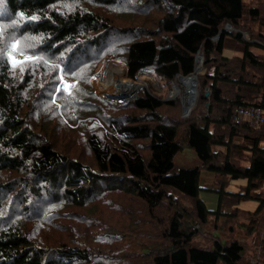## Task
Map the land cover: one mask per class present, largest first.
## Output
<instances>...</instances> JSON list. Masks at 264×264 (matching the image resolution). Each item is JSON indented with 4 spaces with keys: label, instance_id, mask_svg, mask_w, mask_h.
<instances>
[{
    "label": "trees",
    "instance_id": "obj_1",
    "mask_svg": "<svg viewBox=\"0 0 264 264\" xmlns=\"http://www.w3.org/2000/svg\"><path fill=\"white\" fill-rule=\"evenodd\" d=\"M131 1L134 0H128ZM139 1L142 7L153 10L149 14H158L155 21L158 28L155 31L137 26L130 31L142 37L135 36L124 43L127 78L136 80L141 71L149 68L162 80L187 76L194 72L196 57L202 54L201 66L205 69L197 78L203 93L196 97V106L194 103L187 120L166 123L158 109L163 105L171 107L173 102L163 103L154 95L156 91L152 94L142 88V93L131 102L106 106L108 117H104L102 105L74 101V87L62 92L61 110H80L81 119L95 126L86 139L94 159L93 166H89L56 149L55 146L63 147L43 138L29 120L35 106L46 107L45 102L49 101L48 81L43 82L33 67L44 64L46 56L66 55L63 58L66 64L60 62L69 70L82 46L91 52L83 51L79 67L100 61L106 55L105 42L113 37H129L114 34L111 21L103 16L102 10L141 15V5L136 11L121 4L122 0H0V194L2 188L10 187L21 205H27L22 189L37 194L36 183H42L47 188L61 189L54 202L64 197V204L76 209H83L95 198L107 197L102 201L114 205L118 211L126 208L132 214L147 212L161 227L159 238L162 232L166 239V248L152 243L143 252L148 255L147 264H259L260 251L256 248L262 249L264 238L257 241L248 259L244 244L235 236L225 240L215 235L212 245L206 247L193 244L192 239L203 232L201 228L210 217L215 221L241 219L245 226L239 224L240 228L251 233L264 217V124L253 127L246 118L233 120L239 108H259L264 112V56L256 51L264 52V35L258 31L243 42L240 55L224 54L225 39L230 36L224 28L227 25L238 28L245 16L258 19L260 11L254 7L247 10L246 0ZM125 20L135 24L133 17ZM13 47L30 58L15 61L10 51ZM35 82L42 102L28 95ZM204 104L205 114L201 112ZM142 110L151 117L132 115ZM57 113L52 122L64 124L59 110ZM181 122L184 145L194 150L199 165L176 166L173 162L174 154L182 149ZM57 125L59 128L49 129L59 133L69 129ZM139 146L147 152L141 153ZM243 155L247 156L245 164L239 159ZM201 169L218 178V188L213 189L217 195L215 209H208L199 196ZM105 176H113L114 180L103 181ZM8 179L18 183L2 184ZM237 179L246 180L241 185L243 189L227 190L229 183ZM174 193L190 199L192 205L181 206L173 198ZM225 200L232 202L233 212L226 207ZM245 200H255L256 208H240ZM164 204L174 211L167 214V209L157 215ZM39 210L29 211L25 221L14 217L7 220L0 213V264H144L134 254L123 256L124 244L118 242V235L110 233L99 236L104 245L110 246V252L100 248L94 251L75 240L68 243L77 246L56 247L58 239L40 236L38 229L35 232L27 226ZM130 219L135 225L139 223L138 218ZM60 226L59 218L42 228ZM234 228L231 222L228 231ZM91 255L101 259L93 257V261Z\"/></svg>",
    "mask_w": 264,
    "mask_h": 264
},
{
    "label": "rangeland",
    "instance_id": "obj_2",
    "mask_svg": "<svg viewBox=\"0 0 264 264\" xmlns=\"http://www.w3.org/2000/svg\"><path fill=\"white\" fill-rule=\"evenodd\" d=\"M245 2L247 10L251 7L259 9L260 17L258 19H250L248 16H245L238 28H232L230 25H227L224 28L230 32V36L226 37L224 43V54L227 56L240 55L243 50V42L252 39L255 36L254 34L259 33L258 31L264 35V0H246ZM141 3L142 2L139 0H134L131 2H128V0H122L121 4L134 8L137 11ZM141 9L143 11L141 15L133 13H131L132 15H119L114 10H102L104 12L103 16L107 17L111 21L110 26H113V33H120L121 36L128 35L129 37H113L105 42L103 46L106 47V55H104L100 61L88 65L85 68L79 67L78 65L80 64V60L82 57H84L83 51L91 52V49L82 46L80 50L81 52L79 51L80 53H77L75 56V62L69 65V70L62 65V62L66 64L67 60L63 59L66 55H60L59 57L51 55L55 58L46 56L45 59L47 61L44 62V64H39L37 67H33V69L36 70L37 76L41 75L43 82L46 80L48 81L49 85L47 92L49 101L48 103L45 102L46 107L35 106L32 109V115H29V120L33 126H37V133L42 134L43 138L54 141L58 146L63 147L61 148L55 146L56 149L65 155L69 154L70 156L75 157L74 159L81 161L83 164L93 166L94 163L92 152L87 147L86 139L87 136L91 134L89 131L93 130L95 126H93L89 121H83L81 119L82 114L80 110L72 111L71 109H67L66 112L61 110L62 102L59 99L60 94L62 92H68L69 90H72L73 87L75 89L73 93L74 101L81 100L91 105H102L105 110L104 117H108L110 114L106 106L123 105L126 102L129 103L131 100L135 99L137 95L142 93L143 90H147L152 94L154 91H156L154 95H157L159 98H161L165 104L173 102L171 107L163 105L158 109L159 112L157 110L159 114L161 113L160 116L165 119L166 123H170L174 119L180 121L187 120L190 117L191 113L188 115H184L183 113L182 103L184 100V90L181 89L179 92L171 95L173 85L176 84V79L178 77H175L172 80H162L154 73L152 68L141 71L140 76H138L136 80H133L135 82L143 83V86L141 87L143 90L140 89L141 91H137L136 94L131 93L130 96L134 95L135 97H122L121 95H117L112 92H105L103 90L102 85H104V82L107 83L109 73L113 71L116 73H120L121 71L123 73L122 77L128 81H131V79L127 78L126 76V68L123 62L124 43L135 36H141V34L136 33L132 35L130 31L135 30L133 28L137 26L155 31L158 28L155 26V21L158 18V14H149L152 13L153 10L147 6L144 8L141 5ZM130 17H133L135 24H129V22L125 20L126 18ZM228 26H230L231 29ZM235 34H240L239 37H241V39L237 40L234 36ZM10 51L15 61H22L24 59L30 58L28 55L18 52L15 47H13ZM256 51L261 56H264V52L259 50ZM199 55L201 57L202 63L203 55ZM203 68L204 67H202V70ZM65 71H68V73H65ZM203 72L204 70L202 73ZM197 74L195 73L197 87L196 94L198 96V94H202L203 91H200V82L197 78ZM34 81L40 82L38 79ZM31 84L29 85L30 88ZM37 86L38 84L35 82L33 85L34 89L31 88L28 95L31 99L37 102H42L40 93L35 90ZM204 90L206 91V88H204ZM205 108L206 105H202L201 112H203V114H205ZM58 110L59 114L64 118L65 125L55 120L56 123L64 128H66V126L69 127V129H65L66 131L63 133L52 132L49 129L54 126L59 128L56 123L52 122V118L56 119L58 116ZM128 113L131 114L130 108L128 109ZM132 115H136L134 117L137 118L142 116L144 118H149L150 116L145 110L135 111V113ZM246 119L249 123L252 122V126L264 124L262 121L257 122L256 120H251L248 118ZM233 120L236 122L235 117ZM183 124V122L179 124L180 143L182 149L181 151H178L174 154L173 162L177 164L176 166L199 165L200 160L198 159L194 150L189 149L184 145V140L181 135V128H183ZM138 145L143 146L142 144ZM141 146H139L141 153L147 152V149L144 147L142 148ZM239 159L242 161L241 164H245L247 156L243 155V157ZM112 180H114L113 176H105L103 179V181L107 182H111ZM8 183H18V181L14 179H8L2 184ZM245 183V179L232 180L226 189L230 191H238L239 189L242 190L243 188L241 185ZM36 184H38L37 194L30 192L29 189H22V191L20 190L24 196L26 195L25 198L27 199V205H21V202L18 201L16 196H14L15 192L10 191V187L2 188L3 191L0 194V213L3 217L7 218V220L14 217V220L20 221L21 219L22 221H25L28 217L29 211L36 213L38 209H40L39 213L31 218L33 221L27 223V226L35 232H37L38 229L37 233H39L40 236H47L50 239H58L56 247L63 244L72 247L77 246L76 244L68 243L70 240H75V243L90 247L94 251H97V249L100 248L104 249L105 252H110V246L104 245L103 243L105 242L99 239L100 234L110 233L113 235H118V242L124 244L121 253L123 256H126L127 254H134L136 257L142 258V262L144 264H147L149 260L147 259L148 255H143V252L146 251L147 248L152 245V243H160L159 248H166L164 244L166 239L162 237V232L161 238H159L160 236L158 235V233L161 231V227L158 228L159 225L157 220L154 217L149 216V213H147L145 209H142L144 212H146L145 214H140V212H135L134 214L128 213L126 208L118 211L115 209L114 205L102 201L104 199L106 200L107 197L95 198L97 196L94 197L95 199L93 201H88L86 205H83V209L81 207L80 209H76L73 207V205L66 206V204H64L66 201L64 197H62V199H58L57 202H54L58 194H60L61 189L47 188L42 183ZM218 184L219 181L216 176H214L208 170L201 169L199 178L201 190L199 192V196L205 202L208 209L216 208L217 195L213 189L218 188ZM123 196L125 197L126 195ZM173 198L177 199L181 206L190 207L192 205L190 199H187L184 196H179L176 193H174ZM225 202L226 207L231 209L232 202L227 200H225ZM256 206L257 202L255 200H245L239 205L240 208L246 210H253L256 208ZM23 208L28 209V211L25 212ZM167 209L169 210L167 214H169V212L171 213V211H174V208L170 209L166 204H164L158 208V210L161 212L157 211L156 214L160 215L162 212H166ZM13 210H17L15 214L10 213V211ZM65 211H67L69 214H67ZM132 217L139 219V223L137 225H135V222L130 219ZM59 218L61 220V226L59 228L50 230H44L42 228L43 226L54 221H58ZM237 219L231 220V218H229L227 220L215 221L210 217L208 222L201 228V231L203 232H198L192 239V243L197 246L206 247L212 245V242L215 239L213 236L215 235H218L219 239L225 240H230L232 236H235L238 241L244 244L246 249V259H248L250 254H252L253 249L256 248L257 241L261 238H264V217L260 218L257 224V229L252 233L246 232V229H241L239 224H243L245 226V222L241 219H238V222H236ZM231 222H233V226L235 227L232 232L228 231V227H230ZM195 224H197V222H195ZM256 249L260 251L259 264H264V242L261 250L259 248ZM93 257L95 259H101L96 256ZM93 257L91 255L90 259L94 261ZM125 260L127 261L128 259L125 258Z\"/></svg>",
    "mask_w": 264,
    "mask_h": 264
},
{
    "label": "bare ground",
    "instance_id": "obj_3",
    "mask_svg": "<svg viewBox=\"0 0 264 264\" xmlns=\"http://www.w3.org/2000/svg\"><path fill=\"white\" fill-rule=\"evenodd\" d=\"M118 69V68H117ZM202 66H201V57L198 55L196 57L195 62V73H201ZM193 72V75L188 76L186 78H182L179 76L178 80H176V84L173 85V90L171 92V95H174L175 93L179 92L181 89L184 90V100H183V113L185 115H188L191 111V107L195 102V98L197 96L195 88L192 87L195 83L194 76L195 73ZM123 73L120 71V73L116 72H110L108 76L107 83L104 82V85H102L103 90L105 92L114 93L117 95H121L122 97H128L131 95V93L136 94L137 91L141 89L143 86L142 82H135L133 80L128 81L122 77ZM135 97V96H134ZM131 100V99H130Z\"/></svg>",
    "mask_w": 264,
    "mask_h": 264
},
{
    "label": "built area",
    "instance_id": "obj_4",
    "mask_svg": "<svg viewBox=\"0 0 264 264\" xmlns=\"http://www.w3.org/2000/svg\"><path fill=\"white\" fill-rule=\"evenodd\" d=\"M236 122H239L241 118H248L251 120H256L257 122H264V112L259 108H239L236 111ZM252 124V122H250Z\"/></svg>",
    "mask_w": 264,
    "mask_h": 264
},
{
    "label": "water",
    "instance_id": "obj_5",
    "mask_svg": "<svg viewBox=\"0 0 264 264\" xmlns=\"http://www.w3.org/2000/svg\"><path fill=\"white\" fill-rule=\"evenodd\" d=\"M228 27H230V26H228ZM230 29H231V27H230ZM237 37H239L240 36V34H237L236 35ZM194 71H195V69H194ZM191 75H193V73L192 74H190V75H187V76H181L182 78H186V77H188V76H191ZM194 80H195V83L193 84V86L192 87H196V77L194 76ZM195 91H196V88H195ZM196 94V93H195ZM208 93H206V95H207ZM185 115V114H184Z\"/></svg>",
    "mask_w": 264,
    "mask_h": 264
}]
</instances>
